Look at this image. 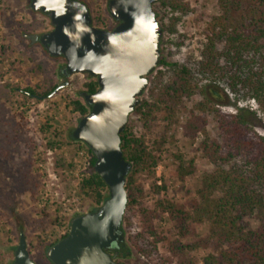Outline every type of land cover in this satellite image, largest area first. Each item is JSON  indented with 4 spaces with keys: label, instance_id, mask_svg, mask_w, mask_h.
<instances>
[{
    "label": "trees",
    "instance_id": "trees-1",
    "mask_svg": "<svg viewBox=\"0 0 264 264\" xmlns=\"http://www.w3.org/2000/svg\"><path fill=\"white\" fill-rule=\"evenodd\" d=\"M217 5L220 12L208 22L204 38L185 59L170 62L164 55L167 49L162 48L158 66L163 67L157 69L146 95L131 113L136 119L129 121L121 132L123 154L132 169L127 176L128 204L123 220L128 240L114 243L112 252L117 257H129L133 247L153 264H199L198 258L189 252L205 248V264H264V135L254 128L251 117L257 113L253 109L240 107L236 113H224L216 107L231 102L230 91L236 100L254 99L264 113V0H217ZM154 8L157 17H161L163 31L171 34L179 32L178 23L193 10L189 0H160ZM92 19L94 25L107 29L118 23L114 19L109 26L106 16L100 14ZM89 77L83 93L99 88L97 78ZM52 80L48 79L41 94L32 87L22 92L48 96L58 86ZM194 94H200L202 99L190 111L186 134L193 137L204 133L201 146L215 168L203 173L195 196L187 202L160 198L149 207L143 202L146 189L141 177L153 174L165 140V135H156L155 129L159 121H176L183 97ZM68 106L82 116L91 110L81 99L70 100ZM208 111L215 113L221 141L208 135ZM70 138L86 147L91 155L89 173L82 177L80 189L100 205L109 196V187L95 171L96 157L83 141L73 134ZM54 144L56 141L49 142L52 147ZM178 158L181 163L173 175L184 181L199 167L194 159L185 164L181 154ZM153 186L158 191L166 188ZM166 212L185 241L171 239L158 226ZM248 218L257 219L259 224L253 227ZM205 222L209 224V233L193 238L194 225ZM164 243L166 255L159 251V245ZM43 256L44 264H54L47 252Z\"/></svg>",
    "mask_w": 264,
    "mask_h": 264
},
{
    "label": "rangeland",
    "instance_id": "rangeland-1",
    "mask_svg": "<svg viewBox=\"0 0 264 264\" xmlns=\"http://www.w3.org/2000/svg\"><path fill=\"white\" fill-rule=\"evenodd\" d=\"M81 1L88 5L92 16L104 15L109 26L114 23L109 11L110 0ZM189 1L193 10L178 23L179 32L163 31L161 36V52L162 48L167 49L164 55L170 62H180L191 49H197L208 22L220 12L217 0ZM158 19L161 25V17ZM52 26L49 15L33 10L28 0H0V264H15V250L22 230L32 259L44 264V253L48 252L54 240L69 231L73 217L99 206L93 196L80 189L83 177V164L78 157L80 144L70 138L82 115L68 103L72 99L85 100L83 91L90 77L87 73L63 77L65 58L51 56L41 43L31 42L24 36V33H44ZM179 41L183 42L180 46L177 44ZM162 67L155 69L150 81ZM49 78L53 79V84L59 85L65 80L69 84L45 97L22 92V89L32 87L37 93H43ZM228 92L231 102L217 104L216 107L224 113H236L240 107L253 109L257 113L256 117H251L254 128L264 135V113L257 101L236 100ZM201 99L200 94L184 96L176 121L171 124L158 122L155 134L165 135L163 146L158 151L159 160L152 175L141 177L146 189L143 202L149 207H153L160 198L187 202L195 196L203 173L215 168L201 146L204 133L199 132L193 137L186 134L190 111ZM206 118L209 137L221 141L215 113L208 111ZM135 119L130 114L129 121ZM50 141H56L54 147L49 145ZM179 154L185 164L194 159L199 167L184 181L173 175L181 163ZM153 185H166V188L158 191ZM248 220L253 227L259 224L257 219ZM157 224L171 239L181 238L168 212ZM194 226L196 235L193 238L209 233L208 222ZM123 227L127 241L125 222ZM159 251L168 254L167 244H160ZM206 253L205 248L189 252L198 258L199 264H205L203 257ZM117 261L121 264H153L133 247L129 257H117Z\"/></svg>",
    "mask_w": 264,
    "mask_h": 264
},
{
    "label": "water",
    "instance_id": "water-1",
    "mask_svg": "<svg viewBox=\"0 0 264 264\" xmlns=\"http://www.w3.org/2000/svg\"><path fill=\"white\" fill-rule=\"evenodd\" d=\"M157 1L110 0V14L118 23L107 29L93 24L81 0H31L33 10L48 13L53 28L24 36L39 41L51 56H63L65 75L87 73L98 80L95 92L84 93L91 110L80 118L73 136L93 151L95 171L109 187L105 201L73 217L68 234L49 248L54 264H119L112 247L126 241L123 220L132 169L123 154L121 132L158 67L163 29L154 9ZM68 84L65 80L51 94ZM14 263L37 264L23 230Z\"/></svg>",
    "mask_w": 264,
    "mask_h": 264
},
{
    "label": "built area",
    "instance_id": "built-area-1",
    "mask_svg": "<svg viewBox=\"0 0 264 264\" xmlns=\"http://www.w3.org/2000/svg\"><path fill=\"white\" fill-rule=\"evenodd\" d=\"M78 157L80 159V162L83 164V170L81 171L83 172L82 176H84L85 174H87V170L89 169L91 155L86 147H80L78 149ZM158 176H161V174L158 173ZM159 183H161V180H159Z\"/></svg>",
    "mask_w": 264,
    "mask_h": 264
},
{
    "label": "flooded vegetation",
    "instance_id": "flooded-vegetation-1",
    "mask_svg": "<svg viewBox=\"0 0 264 264\" xmlns=\"http://www.w3.org/2000/svg\"><path fill=\"white\" fill-rule=\"evenodd\" d=\"M28 2H29V5H30L31 0H28ZM30 7H31V6H30ZM40 12H42V11H40ZM42 13H45V14L48 15V13H46V12H42ZM52 28H53V26H52ZM52 28H50L49 30H51ZM49 30H48V31H49ZM45 32H46V31H45ZM37 34H40V35H41V34H43V33H37ZM30 41H31V42H39V41H32L31 39H30ZM39 43H40V42H39ZM63 69H64V68H63ZM62 71H63V70H62Z\"/></svg>",
    "mask_w": 264,
    "mask_h": 264
}]
</instances>
